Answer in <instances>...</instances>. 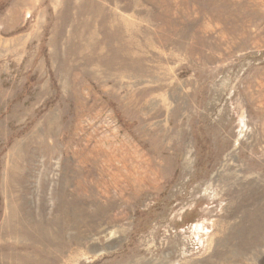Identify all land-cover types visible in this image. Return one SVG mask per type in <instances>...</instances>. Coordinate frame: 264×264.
Returning a JSON list of instances; mask_svg holds the SVG:
<instances>
[{"label":"rangeland","instance_id":"rangeland-1","mask_svg":"<svg viewBox=\"0 0 264 264\" xmlns=\"http://www.w3.org/2000/svg\"><path fill=\"white\" fill-rule=\"evenodd\" d=\"M0 264H264V0H0Z\"/></svg>","mask_w":264,"mask_h":264}]
</instances>
